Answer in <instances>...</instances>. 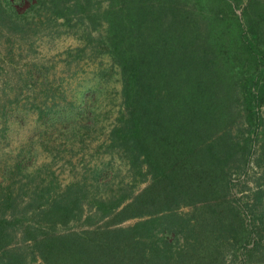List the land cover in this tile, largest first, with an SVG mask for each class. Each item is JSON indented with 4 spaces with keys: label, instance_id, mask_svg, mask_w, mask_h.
I'll use <instances>...</instances> for the list:
<instances>
[{
    "label": "trees",
    "instance_id": "obj_1",
    "mask_svg": "<svg viewBox=\"0 0 264 264\" xmlns=\"http://www.w3.org/2000/svg\"><path fill=\"white\" fill-rule=\"evenodd\" d=\"M64 35L81 46L58 71L37 50ZM0 78L31 89L0 92V145L32 113L41 140L105 136L128 167L43 185L17 157L0 177V264H264V0H0Z\"/></svg>",
    "mask_w": 264,
    "mask_h": 264
},
{
    "label": "rangeland",
    "instance_id": "obj_2",
    "mask_svg": "<svg viewBox=\"0 0 264 264\" xmlns=\"http://www.w3.org/2000/svg\"><path fill=\"white\" fill-rule=\"evenodd\" d=\"M238 14H241V12L239 11ZM80 43L81 42L75 37L64 35L60 38L45 40L41 47L38 48L37 53L42 59L49 60V63L54 64L56 70L61 71L63 70V63L61 62L64 59L62 53L66 50L80 47ZM102 59L106 65L109 66L108 57L105 56ZM25 63L26 60L24 59L19 62V71L26 69L27 66ZM78 69L81 78L89 80L93 76L95 63L91 66H86L85 64ZM73 70H75V66H73ZM82 82L88 86L87 83L84 81ZM74 86H77L76 83L73 84V87ZM120 89L121 85L118 83L117 78L113 77L110 79L109 86L99 95L100 102L97 103L96 113L104 115L109 109L111 111L110 114H107L110 117V120H104L103 123L106 127L109 126L116 115L115 111L118 102L114 100V97L119 99V96L116 93H119ZM82 90H84V88H80L78 91ZM0 92L7 95L15 93L21 95L27 93L26 95H29L31 89L28 90L27 88H23L22 84H19V87L13 89L7 88L5 90L1 89ZM73 93L78 95L80 92L73 91L68 94L71 95ZM99 105L101 106L99 107ZM14 107L16 108L17 106ZM24 117L25 119L22 123H14L11 126L6 142L3 145H0V177L5 167H12L17 157H23L25 155H30L29 159L31 160V166L28 172H37V175H35V183H43V185H47V181L51 178H55L63 185L68 184L71 181H84L85 177L90 179L93 175L92 170L97 167V164H110L112 172L109 173L114 175L113 177H115L116 173V178L112 179L115 183L124 180L127 176L128 167L125 162L120 157H112V153H105V149L100 148L99 145L102 143V139L105 136L97 141L99 135L97 137L96 134H92L93 138L97 137L95 141L87 140V142L82 145L67 142L66 145L62 146V141H64L66 137L74 140V142L77 141H75L76 139H74L71 134L65 135V133H61L60 135L56 134L54 137H52V135H47L50 139L46 138L47 140L43 141L41 140L42 138L38 137L36 117L32 113ZM102 118L103 117H101V120ZM100 126L101 125H99V127ZM88 182H92V179L88 180ZM250 185H252L251 182ZM130 223L131 221L126 224ZM74 226L75 225H69V227Z\"/></svg>",
    "mask_w": 264,
    "mask_h": 264
}]
</instances>
